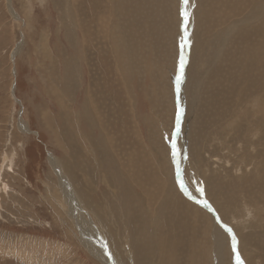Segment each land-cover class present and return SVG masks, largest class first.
Segmentation results:
<instances>
[{
  "label": "rangeland",
  "instance_id": "1",
  "mask_svg": "<svg viewBox=\"0 0 264 264\" xmlns=\"http://www.w3.org/2000/svg\"><path fill=\"white\" fill-rule=\"evenodd\" d=\"M251 1L194 0L198 26L193 23L199 31L187 48L185 61L188 68L183 83L186 87L191 80V84L183 93L184 104L181 103V113L184 112L177 137L180 140L178 170L171 148L178 113L174 65L182 52L179 49L183 43L179 36L182 24L178 20L176 24L172 17L162 20L168 11L166 5L162 8L158 0H10L15 19L6 7V0H0V264H99L80 246L63 219L56 201L58 187L51 157L63 161L74 172L73 185H78L75 188L83 201L90 197L98 203L97 216L102 219L91 221L94 225L103 224L111 233L107 238L113 236L110 240L118 241L112 247L120 263L186 264L189 244L200 241L199 235L211 220L216 229L230 236L217 226L212 214L215 211L222 224L235 235L243 264H264V52L256 51L257 44L255 50H250L260 23L245 24L235 33L223 34L231 25L239 26L245 21ZM110 4L118 12H113ZM66 11L71 15H65ZM119 16L127 22L125 26L120 20L115 21ZM116 23L118 28L114 29ZM166 29L169 35L176 32L168 45L163 35ZM118 32L134 47L132 51L138 58L137 67L130 73L132 91L118 61H111V51L109 54L106 51L110 49L113 34ZM19 43L21 50L11 59ZM220 52L224 54L223 60L216 63ZM245 52L258 63L245 58ZM67 59L75 65L78 75L75 76L73 69L70 79L76 77V83L65 94L63 78ZM164 59H168L167 66L172 68V83L167 90L162 86L160 92L153 65L162 61L164 64ZM152 73L155 74L151 76ZM215 76L220 78L219 82L223 79L225 82L218 83ZM58 78L63 84L60 85ZM199 80L201 86L197 88L194 82ZM257 83L262 86L257 88ZM220 89L221 95L219 92L217 96ZM192 91L197 95L194 107ZM92 111H97L101 121L97 126H102L109 137V143L104 142L110 144L108 151L116 157L122 177L102 169L98 175L106 172L111 180L105 184L90 174L89 161L84 159L90 157L88 149H75L74 144L59 148L60 143L48 126L60 127L64 115L68 120L63 124L72 129L80 119L87 139L98 141V145L101 131L98 128L94 131L88 120L83 122L85 114L95 116ZM194 112L205 118L198 122L191 117ZM22 124L26 126L24 131ZM183 184L210 207L186 199L180 191ZM123 186L124 191L120 192L118 188ZM173 186L177 192L170 195L167 208L165 196ZM150 237L155 238L152 241ZM151 241L153 245L149 246ZM205 241L207 247L212 243L207 236ZM163 242L164 254L159 257L162 251L155 248V243ZM150 249L153 251L149 252ZM202 252L195 257L196 262L202 263ZM225 253L223 262L228 264L232 255Z\"/></svg>",
  "mask_w": 264,
  "mask_h": 264
},
{
  "label": "bare ground",
  "instance_id": "2",
  "mask_svg": "<svg viewBox=\"0 0 264 264\" xmlns=\"http://www.w3.org/2000/svg\"><path fill=\"white\" fill-rule=\"evenodd\" d=\"M111 1H113V2H115V1H117V0H111ZM159 1V5L163 8V4H164V6L166 5V7H168L167 9H168V11H167V14H166V16H165V12H164V14H163V18H162V20L165 18H170V17H172L173 19H175V22H176V20H178V21H180V25L182 26L181 27V35L179 34V36L182 38L181 40H182V45H181V47L179 48L182 52L179 54L180 55V57L178 58L179 60L175 63L176 65H174V68H175V66L177 67L176 69H177V71H176V76H175V79H174V83H173V86H174V92H175V99H176V105H177V110L179 111V120L176 118V128H175V131H174V133H173V140H172V143H173V145H175V148H171V151H172V156H173V161H176V159H177V167H178V170H179V157H180V154L178 153L179 152V150H180V147H179V145H178V143H179V138L177 139V137H178V135L180 134V132L178 131L177 132V126H179L181 123V121H182V116H181V114L184 112V110H183V112L181 113V109H182V107H181V105L182 104H184V92H185V90H186V88L187 87H189L190 86V84H191V80L189 81L190 83H187L186 85V87L184 86V81H185V79L187 78V75H186V67H187V65L185 66V61H187V48L188 47H190V42H192V41H194L193 40V38L194 37H196V34H197V32L196 31H199L197 28H195L194 29V23H195V26L197 27L198 25L196 24V23H198L197 22V18H196V9H195V2H194V0H188V3L187 4H185L184 3V0H176V3L174 4L171 0H166V1H160V0H158ZM245 2L246 1H250V0H244ZM164 2H166V3H170L171 4V6H168L166 3H164ZM174 2H175V0H174ZM200 2V1H199ZM72 2L70 1V4H71ZM251 4H252V7H251V10H250V14L249 13H247V16L245 17V21L243 22H241V24L239 25V26H234V27H232V25L229 27V30H226V31H223V34H229V33H235V31H237V29H239L240 27H244V25L245 24H250V23H253V22H259L260 24H259V28H257L258 30L257 31H259V34H257V33H254V35H253V40H254V44H253V49H250V50H255L254 49V47H255V45H256V51L257 52H259V51H262V52H264V0H253V1H251L250 2ZM67 4V3H66ZM110 5H112V4H110ZM198 5V4H197ZM201 5V4H200ZM6 7H7V9L9 10V12H10V14H11V16L13 17V18H15L16 19V14L13 12V9L11 8V6H10V0H6ZM198 7V6H197ZM68 8H70V7H68ZM199 9H200V7H199ZM112 11L114 12V11H117V9L115 8V6H113L112 5ZM194 11H195V14H194ZM198 11V10H197ZM200 11V10H199ZM198 11V12H199ZM202 11V10H201ZM118 12V11H117ZM66 14L65 15H68L69 13H68V11H66L65 12ZM64 15V14H63ZM69 15H71V14H69ZM180 15H182L181 17H180ZM186 17V18H185ZM193 17L195 18V20L193 19ZM116 20H120L121 22H122V26H125L126 24H127V22L123 19V17H121L120 18V16H119V19L117 18H115V21ZM161 21V20H160ZM72 22H73V20H72ZM162 22V21H161ZM168 22H170V21H168ZM174 22V23H175ZM194 22V23H193ZM170 23H172V22H170ZM177 23H179V22H176V24ZM158 24H159V22H158ZM116 25H118L117 23L115 24V26H114V29H116V28H118V27H116ZM167 25V24H166ZM172 25H174L173 23L171 24V26ZM112 26V25H111ZM159 26H161V25H159ZM170 27V26H169ZM174 27V26H173ZM177 27V26H176ZM70 28V27H69ZM164 28V27H163ZM175 28V27H174ZM173 28V29H174ZM108 29V28H107ZM110 29V28H109ZM112 29H113V27H112ZM192 29H193V33L191 34V32H192ZM111 30V29H110ZM158 30V29H157ZM123 31H125V29L123 30ZM154 31V30H153ZM178 31V30H177ZM106 32H107V30H106ZM109 32V31H108ZM176 34V32L175 33H173V32H171V34L169 35L168 34V32H167V29L163 32V35H164V39H165V41H166V43H167V45H168V41H169V38H171V37H174V35ZM114 35V38H113V40L110 42V49L108 48L106 51L108 52V54H109V52L111 51V54H109L110 56V58H111V61H114V62H116V61H118V63H119V68H120V71H121V73L122 74H124V75H127L125 78H126V80H127V82H128V86L130 87V90L132 91V89H131V86L129 85V82H130V84H131V77H132V75L130 74L131 72H132V68H135V66L137 67V64H135L136 62H137V60L136 59H138V58H136V54H135V52L134 51H132V48H134V47H130L127 43H126V40L124 39V38H122V34H120L119 32L116 34V33H114L113 34ZM177 36H178V34H177ZM176 36V37H177ZM124 37V36H123ZM246 37H248V36H246ZM249 37H251V36H249ZM255 37V38H254ZM171 40V39H170ZM159 41H161V40H159ZM176 41H178V39L176 40ZM133 42H134V40H133ZM261 42V44L259 45V43ZM132 43V42H131ZM198 44V43H197ZM166 45V46H167ZM20 46H21V43H19L18 45H17V47L13 50V52H12V54H11V59H13L14 58V56L21 50L20 49ZM74 46V45H73ZM136 46V45H135ZM249 46V45H248ZM159 47V46H158ZM125 48V49H124ZM137 48H138V46H137ZM163 49H164V46L162 47ZM197 48H198V46H197ZM166 49V48H165ZM156 50V49H155ZM168 50V49H167ZM166 50V51H167ZM136 51V50H135ZM138 51V50H137ZM140 51H141V49H140ZM137 53V52H136ZM164 54V53H163ZM245 58H248V60L249 59H251V62H253V63H258V62H256V59H255V57L252 55V57L250 56V55H247V53L245 52ZM256 54V53H255ZM139 55V54H138ZM166 56V55H165ZM170 56V55H169ZM139 57V56H138ZM161 57V56H160ZM168 57V56H167ZM175 57V56H174ZM223 57H224V54L222 53V52H220V53H218L217 55H216V59H215V62L216 63H219V62H221L222 60H223ZM140 58V57H139ZM163 58H165V57H163ZM73 59V58H72ZM170 59V58H169ZM220 59V60H219ZM260 59H263V58H261L260 57ZM154 60H156V59H154ZM165 60V63L163 64V62L164 61H162V63H157V64H155V65H153V66H155V68H154V70H155V72H156V76L155 77H157V79H158V83H159V87H161V90H160V92H163V88H166V90H167V88H169V84L170 83H172V81H171V79H172V73H171V69H169V66H167V64H168V62H166L167 60L166 59H164ZM183 60V72L181 73V70H180V66H181V61ZM173 61H174V59H173ZM170 62V61H169ZM247 62V61H246ZM63 63V62H62ZM72 62H70V60H68L67 59V61H65L64 62V78H63V80H64V92H65V94H67L68 92H69V90L74 86V84L76 83V77H77V73H76V67H75V65L73 64H71ZM223 63V62H222ZM221 63V64H222ZM242 63V62H241ZM244 63V62H243ZM146 65V64H145ZM173 65L171 66V67H173ZM245 65V64H244ZM243 65V66H244ZM249 65H250V63H249ZM259 65H260V63H259ZM76 66H77V64H76ZM257 66V65H256ZM75 67V68H74ZM191 66H189V68H190ZM249 67V66H248ZM251 67V66H250ZM62 68V67H61ZM150 68V67H149ZM188 68V67H187ZM232 68H233V66H232ZM235 68V67H234ZM243 68V67H242ZM73 69L75 70V76L76 77H73V78H71L70 79V74L72 75L73 74ZM236 69V68H235ZM245 69V68H244ZM250 69V68H249ZM151 70H152V68H151ZM150 70V71H151ZM166 70V71H165ZM174 70V69H173ZM236 70H238V69H236ZM135 72H136V70H134ZM191 71V69H189V72ZM256 71H258V69L256 70ZM134 72V73H135ZM187 72H188V70H187ZM239 72H241V70L239 71ZM238 72V73H239ZM243 72V71H242ZM248 72V71H247ZM49 73H50V71H49ZM237 73V74H238ZM252 73V72H251ZM63 74V73H62ZM155 73H152V75L151 76H153ZM241 74H243V73H241ZM240 74V75H241ZM245 74H247V73H245ZM244 74V75H245ZM249 74V73H248ZM136 76H137V74H135ZM174 75V74H173ZM230 75V74H229ZM235 75V74H234ZM233 75V76H234ZM243 75V77H245ZM253 75V74H252ZM251 75V76H252ZM63 76V75H62ZM209 76H211V75H209ZM231 76V75H230ZM229 76V77H230ZM236 76H238V75H236ZM235 76V77H236ZM242 76V75H241ZM250 76V75H249ZM250 76V77H251ZM48 77H49V75H48ZM239 77V76H238ZM243 77H242V79H243ZM248 77V76H247ZM255 77V76H254ZM178 78H180L179 80H178ZM232 78V77H231ZM240 78V77H239ZM257 78H258V76H257ZM262 78V77H261ZM264 78V77H263ZM59 79V78H58ZM79 79V78H78ZM137 79V78H136ZM135 79V80H136ZM189 79V78H188ZM212 79V76H211V78H208V80H209V82H210V80ZM215 79L218 81V83H224L225 81H224V79L221 81V82H219L220 81V78L219 77H217V76H215ZM222 79V78H221ZM230 79V78H229ZM242 79H239V80H242ZM245 79V78H244ZM247 79V78H246ZM249 79V78H248ZM251 79H253V77H251L250 78V80ZM60 80V79H59ZM58 80V81H59ZM233 79H231V81H232ZM257 80V79H256ZM259 80H260V78H259ZM259 80H258V83H259ZM61 81V83H60V85L61 84H63L62 83V79L60 80ZM230 81V80H229ZM243 81V80H242ZM252 81V80H251ZM250 81V82H251ZM54 83L56 82V81H53ZM121 82V81H120ZM155 82V81H154ZM234 82V81H233ZM238 82H240V81H238ZM247 82V81H246ZM250 82L248 81V83L250 84ZM261 82V81H260ZM78 83V82H77ZM151 83V82H150ZM156 83H157V81H156ZM155 83V84H156ZM193 83V82H192ZM195 83V87H197V88H199L200 86H201V82H200V80L199 81H197V82H194ZM212 83V82H211ZM235 83V82H234ZM241 83V82H240ZM240 83H238L239 85H240ZM254 83V82H253ZM253 83H251L252 85H253ZM258 83H257V86H258ZM263 83V82H262ZM153 84V83H152ZM154 84V85H155ZM163 84V85H162ZM208 84V83H207ZM222 84H221V87H222ZM255 84V83H254ZM59 85V84H58ZM210 85V84H209ZM212 85H213V83H212ZM238 85V86H239ZM243 85V84H242ZM245 85H246V83H245ZM261 85V84H260ZM259 85V86H260ZM51 86H52V83H51ZM55 86H57V85H55ZM153 86V85H152ZM162 86H163V88H162ZM194 86V85H193ZM247 86V85H246ZM246 86H244L243 85V87L245 88ZM256 86V85H255ZM257 87V88H260V87ZM262 86V85H261ZM53 87V86H52ZM159 87H157V88H159ZM170 87H171V85H170ZM220 87V86H219ZM240 87V86H239ZM243 87H241L242 89H243ZM248 87V86H247ZM54 88V87H53ZM57 88V87H56ZM157 88H156V90H157ZM194 88V87H193ZM218 88V87H217ZM240 88V89H241ZM75 89V88H74ZM140 89V88H139ZM155 89V88H154ZM239 89V88H238ZM241 89V90H242ZM248 90L250 89V88H247ZM52 90H55V88L54 89H52ZM214 90H215V88H212V91H213V93L212 94H214ZM240 90V91H241ZM247 90V91H248ZM252 90H253V88H252ZM260 90V89H259ZM60 91V90H59ZM62 91H63V89H62ZM221 91H222V89H220L219 91H217V93H216V95L218 94V95H221ZM256 91V90H255ZM73 92V90L71 91V93ZM129 92V91H128ZM61 94H62V92H60ZM197 93V92H196ZM241 93V92H240ZM243 93H244V91H243ZM249 93H251V91L249 90ZM57 94V93H56ZM64 94V93H63ZM133 94V93H132ZM231 94H233V92H231ZM234 94H235V92H234ZM242 94V93H241ZM217 95V96H218ZM58 96H59V94H58ZM57 96V97H58ZM123 96V95H122ZM133 96V95H132ZM186 96V95H185ZM238 96V95H237ZM240 96V95H239ZM242 96H244V95H242ZM246 97H247V93H246V95H245ZM244 96V97H245ZM249 96V95H248ZM256 96V95H255ZM254 96V97H255ZM250 97V96H249ZM257 97V96H256ZM260 97V96H259ZM59 98V97H58ZM73 98V97H72ZM187 98H188V96H187ZM219 98V97H218ZM222 98V97H221ZM220 98V99H221ZM90 99V98H89ZM89 99H87V100H89ZM158 99V98H157ZM217 99V98H216ZM219 99V100H220ZM241 99H242V97H241ZM247 99V98H246ZM245 99V100H246ZM250 99H252L251 97H250ZM250 99H248V100H250ZM156 100V99H155ZM191 102H192V106L194 107V106H196V104L195 103H197V95H195L194 94V92L192 91L191 92ZM222 100V99H221ZM236 100H239V98L238 99H236ZM235 100V101H236ZM253 100V99H252ZM68 101V100H67ZM158 101V100H157ZM259 101V100H258ZM183 102V103H182ZM236 102H238V101H236ZM242 102V101H241ZM254 102V101H253ZM71 103V102H70ZM85 103V102H84ZM182 103V104H181ZM211 103V102H210ZM244 103V102H243ZM206 105H208L209 104V102L207 101L206 103H205ZM238 104H240V103H238ZM205 105V106H206ZM241 105H242V103H241ZM61 106V105H60ZM93 106V105H92ZM245 106V105H244ZM90 107V106H89ZM93 107H95V106H93ZM61 108V107H60ZM73 108V107H72ZM183 108H184V105H183ZM207 108V107H206ZM222 108V107H221ZM250 108V107H249ZM91 110H93L92 108H90ZM251 109V108H250ZM207 110H209V108H207ZM236 110V109H235ZM239 110V109H238ZM237 110V111H238ZM247 110H249V109H247ZM95 111V110H94ZM98 111V110H97ZM97 111L94 113L93 111V113L95 114V116L92 118V114H91V116L89 117L87 114H85V116H87L86 118H85V116H83V122L85 121L86 123H88V121H89V126H91V125H93L91 128L94 130V131H97V128H98V130H100L101 132H100V134H99V143L100 144H98L97 145V143H98V141H96V142H94V141H92L91 139H87V137H86V135H85V128H82L81 127V121H80V119L79 120H77V117H76V120H77V123H76V125L74 126H72V129L71 128H69L67 125H64L63 124V121H67L68 119L66 118V117H64V115H63V120H62V122H61V126L59 127V125H57V124H55V126L53 125V124H51V125H49L48 124V126L50 127V129H52L51 130V132H52V134L57 138V140H56V142H58V143H60L59 144V148H62L63 149V147L62 146H65V145H67V146H73V144H74V148L75 149H81V148H86V149H88V151L90 152V157H89V159L88 158H84L86 161H89V163L88 164H90V167H88V168H90V174L98 181V182H104V184H105V182H108V179H109V181H111L110 180V178H108L105 174H106V172H101L102 174H103V176H99L98 174L100 173V170H102L103 169V171H105V169L108 171V170H111V174L112 175H114L116 172L119 174V168H118V165L116 164V162H115V158H113V156H111V153H110V151H108V149H110V144L107 146L106 145V142H107V140H109V137H107L106 136V134H105V131H104V128L102 129V126L101 127H98L97 125H99V122H101V121H98V117H97V115L98 114H96L97 113ZM177 111V112H178ZM86 112V111H85ZM250 112V111H249ZM248 112V113H249ZM75 113V112H74ZM84 113V112H83ZM234 113V112H233ZM191 114V113H190ZM190 114H189V116H190ZM247 114V113H246ZM71 115V114H70ZM74 115H76V114H74ZM177 116H178V113L176 114ZM184 115V114H183ZM202 115L204 116V114L202 113ZM232 115V114H231ZM231 115H230V117L229 118H231ZM253 115V114H252ZM78 116V115H77ZM194 117L195 118V120H200L201 121V119H204L205 118V116L204 117H202L201 116V114L199 113V114H197V113H192V115H191V117ZM82 117V116H81ZM101 117V116H100ZM107 118V117H106ZM190 118V117H189ZM235 118V117H234ZM101 119V118H100ZM88 120V121H87ZM102 120V119H101ZM233 120V119H232ZM91 121H92V123H91ZM204 121V120H203ZM202 121V122H203ZM121 121H119V123H120ZM199 122V121H198ZM79 123V124H78ZM154 123V122H153ZM200 124H201V122H200ZM119 125H121V124H119ZM182 125V124H181ZM180 125V126H181ZM105 126V125H104ZM107 127V126H106ZM24 128H26V126H25V124H22L21 125V130L22 131H24ZM101 128V129H100ZM151 128V127H150ZM87 129H88V127H87ZM90 129V128H89ZM71 130H72V132H73V135H72V133H71ZM151 130H152V132H153V126H152V128H151ZM92 132V131H91ZM158 133V132H157ZM77 135V137H75ZM111 135V134H110ZM110 135H108V136H110ZM122 136V135H121ZM151 136H153V134L151 135ZM92 138V137H91ZM93 139V138H92ZM154 139V142H155V140H156V138L154 137L153 138ZM78 141H81L79 144H78ZM104 141H106V142H104ZM89 142H91L92 143V145H90V143ZM82 143V144H81ZM109 143V141L107 142V144ZM85 144H86V146H85ZM62 145V146H61ZM172 145V146H173ZM152 146V145H151ZM156 146V145H155ZM154 145H153V148H155L154 149V151L155 152H158L157 151V147H155ZM66 147V146H65ZM109 147V148H108ZM66 153H67V151L66 150H64ZM106 152H109V154L108 153H106ZM114 155V154H113ZM117 156V155H116ZM133 158V157H132ZM115 159V160H114ZM117 159H118V157H117ZM80 162H84L82 159L81 160H79ZM119 161V160H118ZM63 161H59L58 159H55V157H51L50 158V165H51V168H52V171H53V174H55V177H56V185H57V187H58V197H57V205L59 206V208L62 210V213H63V215H64V218L63 219H65L66 221H67V223H68V225L70 226V228H68L69 229V231L74 235V236H76V238H77V242H79V244H80V246L82 247V248H84L89 254H91L92 255V257L93 258H96V260L98 261V263L99 264H122V263H120V259L118 258V257H116L115 256V254H114V252H113V247H112V243H114L115 241H114V239H111L110 240V237L109 238H107V234H109L110 232H109V230L107 229V227H104V225L103 224H101L100 222H98V221H96V222H98V223H100V225L97 223H95V225H94V223L91 221L92 220V218H98V219H100L97 215L99 214V211H97L96 209H98L97 208V204L98 203H95L94 201V199H91L90 197L89 198H86V199H84V201H83V199L81 198V193L78 191V190H76V186H78V185H73V183L75 182L74 180H73V178L75 177V174H74V172H70L71 170H70V167L68 166V165H66L64 162L62 163ZM120 162V161H119ZM175 165V164H174ZM120 166V165H119ZM77 167H78V165H77ZM101 167V168H100ZM121 167V166H120ZM114 169V170H112V169ZM122 169H123V167H122ZM124 171H125V169H123ZM122 170V171H123ZM119 171V172H118ZM177 171V170H176ZM70 173V174H69ZM107 175H110V173H108L107 172ZM117 175V174H116ZM115 175V176H116ZM121 174H119V176H120ZM123 175V174H122ZM176 176V175H175ZM174 176V177H175ZM178 176V175H177ZM114 177V176H113ZM121 177V176H120ZM116 178H117V176H116ZM122 178V177H121ZM120 178V179H121ZM170 180H171V177L169 176L168 177ZM52 179V178H51ZM112 179V178H111ZM115 179V178H114ZM118 179V178H117ZM173 179H175V178H173ZM100 180V181H99ZM179 180V179H178ZM263 180V179H262ZM51 181V180H50ZM118 181V180H117ZM174 181V180H173ZM264 181V180H263ZM52 183V182H51ZM110 183V182H109ZM109 183H107V185L109 184ZM47 185V184H46ZM106 186V185H105ZM119 186V185H118ZM78 188H82V187H78ZM86 188V187H85ZM190 187H187L185 184H183V187L180 185V191H181V193H182V195L186 198V199H188V200H190V202H192V203H194V204H199L201 207L202 206H204V200H202L201 198H197V197H195L194 196V194L191 192V190L189 189ZM47 189V188H46ZM50 189V188H49ZM48 189V190H49ZM119 189V191L121 192V191H124V186H123V188L122 187H119L118 188ZM80 191H81V189H79ZM110 190V189H109ZM57 192V191H56ZM131 192V191H130ZM167 192V190L165 191V193ZM175 192H177L176 191V189L174 188V186L171 188V190L169 191V192H167V194H166V199H165V207H166V204H167V208H169V203L167 202V200L170 198V195L171 194H174ZM91 193V192H90ZM47 194H48V192H47ZM50 194V193H49ZM82 194H84V192L82 193ZM105 194V193H104ZM103 194V195H104ZM106 195V194H105ZM134 196H135V194H134ZM44 198V197H43ZM183 198V197H182ZM104 199V198H103ZM94 200V201H93ZM101 200V199H100ZM105 200V199H104ZM104 200H102V201H104ZM99 201V200H98ZM99 203H100V201H99ZM103 203H101V205H102ZM56 205V204H55ZM100 205V204H99ZM169 205V206H168ZM181 205V204H180ZM184 207V206H183ZM183 207H181V208H183ZM206 208V207H205ZM204 208V209H205ZM103 209V208H102ZM203 209V208H202ZM99 210H100V208H99ZM207 210V209H206ZM101 211V210H100ZM210 212H212V211H210ZM100 213H102V211L100 212ZM207 213H208V211H207ZM212 214H213V216H215V218H214V221H215V219H216V224H217V226H221L222 228H223V230H225L226 231V233L227 234H229L230 236H227L226 234H224V232H222L221 230H219V229H216L217 227H216V225L213 223V221L211 220V224H209L208 226H207V228L206 229H204L202 232H201V234L199 235V236H201V239H200V241L198 242V241H195V240H193L190 244H189V255H188V260H187V263L186 264H224V253H225V251H228V249H230V252H228L229 254H230V256H231V260L228 262V264H237V261H236V256H237V253L239 254V252H238V243H237V246H236V244H235V242H237V239H236V237H235V235L230 231V229L227 227V226H225V225H223L222 224V222L220 221V219L218 218V216H216V214H215V211H213L212 212ZM103 215V214H102ZM211 215V214H210ZM207 217V216H206ZM208 218V217H207ZM212 218V219H213ZM62 219V218H61ZM102 219V218H101ZM211 219V218H210ZM65 220H62L63 221V223L64 224H66V222H65ZM97 220V219H96ZM103 223V222H102ZM107 223V222H106ZM105 223V224H106ZM107 225V224H106ZM133 226V225H132ZM192 227H193V225H192ZM134 228V227H133ZM174 228V227H173ZM160 229V228H159ZM184 229H186V228H184ZM135 229H133V231H134ZM145 230H147V229H145ZM169 230H171V229H169ZM142 232H144L143 230H141ZM140 231V232H141ZM118 233V232H117ZM119 233H120V231H119ZM135 233V232H134ZM145 233V232H144ZM144 233H143V235H144ZM188 233V232H187ZM111 234V233H110ZM189 234V233H188ZM120 235V234H119ZM132 236V235H131ZM142 236V235H141ZM147 236V235H146ZM153 236H155V235H153ZM208 237V239L209 240H211L212 241V243L210 242V246L209 247H207L206 246V241L204 242V238L205 237ZM145 237V236H144ZM241 237V236H240ZM255 237V236H254ZM111 238H113V236L111 237ZM153 238H155V237H153ZM153 238L152 237H150V239L153 241ZM194 238H196V237H194ZM230 238V239H229ZM233 238H235V241L233 240ZM106 239H108L109 241H110V243H107V241L108 240H106ZM150 239H149V241H150ZM229 240V243L227 244V241ZM129 241H130V239H129ZM151 241V243L149 242V246L152 244L153 245V242ZM156 241V240H155ZM158 241V240H157ZM262 241V240H261ZM116 242H118V241H116ZM122 242V241H121ZM121 242L119 243V244H121ZM159 242V241H158ZM197 242V243H196ZM123 243V242H122ZM116 244V243H115ZM117 245V244H116ZM115 245V246H116ZM148 245V244H147ZM118 246V245H117ZM166 245H165V243L163 242V244H156L155 243V248L156 249H158V250H161L162 251V253L159 255V257L161 256V255H163L164 254V247H165ZM136 247V246H135ZM152 248V247H151ZM223 248H224V250H223ZM228 248V249H227ZM235 248V251L233 250ZM124 250V249H123ZM202 250H203V252H202ZM149 252H152L153 251V249H152V251H151V249L150 250H148ZM123 252V251H122ZM147 252V251H146ZM202 252V254H201V257H202V255H203V261H202V263H201V261L200 262H196V256L198 255V254H200ZM87 253V254H88ZM227 252L225 253L226 255L228 254ZM88 254V255H89ZM155 254V253H154ZM123 256V255H122ZM239 256H240V254H239ZM230 258V257H229ZM240 259H241V256H240ZM165 261V260H164ZM224 261V262H223ZM147 263V262H146ZM150 264V263H149Z\"/></svg>",
  "mask_w": 264,
  "mask_h": 264
},
{
  "label": "snow or ice",
  "instance_id": "3",
  "mask_svg": "<svg viewBox=\"0 0 264 264\" xmlns=\"http://www.w3.org/2000/svg\"><path fill=\"white\" fill-rule=\"evenodd\" d=\"M184 3L187 4L188 3V0H184ZM186 18V17H185ZM180 70H181V73L183 72V60L181 61V66H180ZM180 78H178L179 80ZM177 119L179 120V111H178V116H177ZM179 131V126H177V132ZM173 148H175V145H173ZM204 206L205 207H210L207 202L204 203ZM233 240L235 241V238H233ZM235 251V248L233 249ZM236 261H237V264H243V261L240 259V256L239 254H237L236 256Z\"/></svg>",
  "mask_w": 264,
  "mask_h": 264
}]
</instances>
